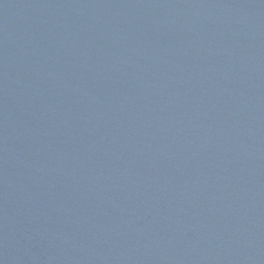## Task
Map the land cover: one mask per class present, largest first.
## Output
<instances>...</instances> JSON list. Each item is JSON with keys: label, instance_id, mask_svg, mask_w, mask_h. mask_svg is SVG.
<instances>
[{"label": "water", "instance_id": "obj_1", "mask_svg": "<svg viewBox=\"0 0 264 264\" xmlns=\"http://www.w3.org/2000/svg\"><path fill=\"white\" fill-rule=\"evenodd\" d=\"M0 264H264V0H0Z\"/></svg>", "mask_w": 264, "mask_h": 264}]
</instances>
